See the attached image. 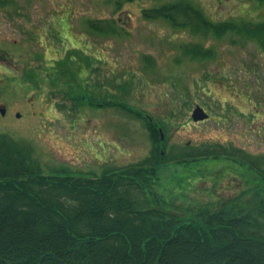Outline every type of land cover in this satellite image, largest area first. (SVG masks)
I'll return each mask as SVG.
<instances>
[{
	"label": "rangeland",
	"instance_id": "374dc122",
	"mask_svg": "<svg viewBox=\"0 0 264 264\" xmlns=\"http://www.w3.org/2000/svg\"><path fill=\"white\" fill-rule=\"evenodd\" d=\"M167 1L174 0L0 5V104L11 114H0V132L31 144L44 173L66 168L99 174L150 155L149 117L164 132L159 189L165 193L178 191L172 174L182 169L170 157L179 153L236 149L264 166L259 44L233 33L202 36L166 18L143 16L144 9ZM189 1L213 21L264 20V0ZM97 19L115 30L90 28L86 21ZM193 44L212 53L189 54L186 47ZM197 104L208 118H191ZM200 166L202 175L187 195H168L175 203L221 206L250 184L245 162L210 158Z\"/></svg>",
	"mask_w": 264,
	"mask_h": 264
},
{
	"label": "trees",
	"instance_id": "16d2710c",
	"mask_svg": "<svg viewBox=\"0 0 264 264\" xmlns=\"http://www.w3.org/2000/svg\"><path fill=\"white\" fill-rule=\"evenodd\" d=\"M143 16L166 18L202 36L253 38L264 53V20L213 21L189 0L163 2ZM186 49L212 53L199 44ZM147 127L149 157L99 174L44 173L31 144L0 132V264H264L260 158L213 146L179 153L170 157L182 169L172 174L178 191L165 193L159 189L164 141L153 122ZM229 157L249 166L242 171L250 184L239 195L215 207L197 200L177 204L168 196L187 195L204 161Z\"/></svg>",
	"mask_w": 264,
	"mask_h": 264
},
{
	"label": "water",
	"instance_id": "95a60500",
	"mask_svg": "<svg viewBox=\"0 0 264 264\" xmlns=\"http://www.w3.org/2000/svg\"><path fill=\"white\" fill-rule=\"evenodd\" d=\"M0 112L1 114H3L4 108L0 107ZM207 116L208 114L199 105H196L191 113V117L193 120H202V119H205Z\"/></svg>",
	"mask_w": 264,
	"mask_h": 264
},
{
	"label": "flooded vegetation",
	"instance_id": "af4514ba",
	"mask_svg": "<svg viewBox=\"0 0 264 264\" xmlns=\"http://www.w3.org/2000/svg\"><path fill=\"white\" fill-rule=\"evenodd\" d=\"M15 113L17 114V113H19V112L16 111ZM19 114H20V113H19ZM8 115L10 116L11 114L8 113V110H7V108H6L5 111H4V114H1V116L5 117V116H8ZM13 115H14V113H13ZM15 116H16V115H15ZM16 118L20 119L21 117H20V115H19V116L16 117ZM157 131H158V130H157Z\"/></svg>",
	"mask_w": 264,
	"mask_h": 264
}]
</instances>
